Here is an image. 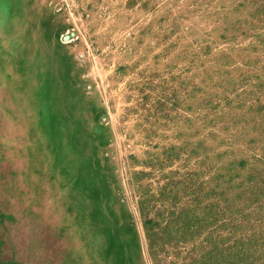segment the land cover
Returning a JSON list of instances; mask_svg holds the SVG:
<instances>
[{
	"label": "rangeland",
	"instance_id": "374dc122",
	"mask_svg": "<svg viewBox=\"0 0 264 264\" xmlns=\"http://www.w3.org/2000/svg\"><path fill=\"white\" fill-rule=\"evenodd\" d=\"M0 264H264V0H0Z\"/></svg>",
	"mask_w": 264,
	"mask_h": 264
},
{
	"label": "bare ground",
	"instance_id": "6f19581e",
	"mask_svg": "<svg viewBox=\"0 0 264 264\" xmlns=\"http://www.w3.org/2000/svg\"><path fill=\"white\" fill-rule=\"evenodd\" d=\"M14 1V0H13ZM16 4V3H15ZM31 17V16H30ZM29 23V22H28ZM48 60V59H47ZM41 82V81H40ZM26 93V92H25ZM42 114V113H41ZM49 142V141H48ZM55 149V148H54ZM82 200V199H81ZM80 202V201H79ZM80 205V204H79ZM82 206V205H81ZM80 206V207H81ZM120 228V227H119ZM122 234V233H121ZM78 237V236H77ZM89 239V238H88ZM92 247V246H91ZM98 258V257H97ZM93 260V259H92Z\"/></svg>",
	"mask_w": 264,
	"mask_h": 264
}]
</instances>
